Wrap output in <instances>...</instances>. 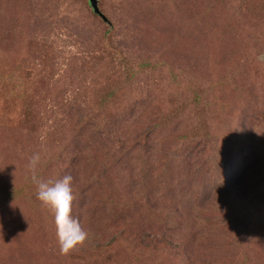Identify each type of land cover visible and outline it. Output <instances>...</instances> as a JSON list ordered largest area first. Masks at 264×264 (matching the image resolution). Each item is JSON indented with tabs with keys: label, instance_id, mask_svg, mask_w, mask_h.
I'll return each instance as SVG.
<instances>
[{
	"label": "rangeland",
	"instance_id": "374dc122",
	"mask_svg": "<svg viewBox=\"0 0 264 264\" xmlns=\"http://www.w3.org/2000/svg\"><path fill=\"white\" fill-rule=\"evenodd\" d=\"M97 2L0 0V264H264V0Z\"/></svg>",
	"mask_w": 264,
	"mask_h": 264
},
{
	"label": "clouds",
	"instance_id": "9594fccd",
	"mask_svg": "<svg viewBox=\"0 0 264 264\" xmlns=\"http://www.w3.org/2000/svg\"><path fill=\"white\" fill-rule=\"evenodd\" d=\"M39 152H33L26 161L25 168L31 174L35 184L36 199L45 207L52 210L57 230V240L61 252H65L77 244H82L87 233L80 227V222L71 215L72 191L70 183L72 177L64 175L54 181L40 179L36 169L40 162Z\"/></svg>",
	"mask_w": 264,
	"mask_h": 264
},
{
	"label": "water",
	"instance_id": "95a60500",
	"mask_svg": "<svg viewBox=\"0 0 264 264\" xmlns=\"http://www.w3.org/2000/svg\"><path fill=\"white\" fill-rule=\"evenodd\" d=\"M90 5L92 6L93 10L95 11V13H97L98 15L103 16L100 11H99V7H98V2L97 0H89Z\"/></svg>",
	"mask_w": 264,
	"mask_h": 264
}]
</instances>
